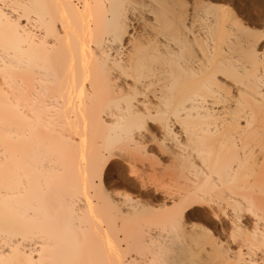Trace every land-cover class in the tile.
<instances>
[{"label":"snow or ice","instance_id":"6c2138e0","mask_svg":"<svg viewBox=\"0 0 264 264\" xmlns=\"http://www.w3.org/2000/svg\"><path fill=\"white\" fill-rule=\"evenodd\" d=\"M52 6L41 0L33 4L0 0V43L7 41L11 33L20 34L34 27L33 13L26 11L25 15H20V9L39 10ZM250 6V0H236L235 3L233 0H215L214 3L208 0H121L113 5L119 14L117 23L107 31V37L109 43L120 49L123 58L118 56L113 62L106 56L92 82L94 86L100 84L103 96L116 98L115 103L122 112L133 117L132 123L125 127L121 124L123 115L113 117L116 122L105 127L118 129L119 135L98 161L95 154L89 152L87 123L83 133L77 129L75 139L65 134V143L42 149L38 156L32 152L14 159H8L6 154L0 156V207H8L15 198L13 193L24 195L34 187L55 202L61 190L71 183L74 198L82 204L86 201L85 212L94 225L91 238H85L84 255L74 259L19 261L15 257L21 245L16 241L21 233L8 231L0 245V264H264V199L259 208L254 201L235 204L231 197L227 202L218 199L215 193L222 188L229 190L224 188L220 171L223 159L218 158L214 167L203 153L198 156L196 152V146L206 142V137L201 135L208 126L205 122L222 109L241 122V134L233 133L222 145L227 148L226 166L237 175L247 173L252 166L255 151L251 137L245 135L252 125L250 120L243 123L242 109L246 98H256V92L248 87L245 72L252 69L254 60H264V51H260L264 49V6L258 13L250 11ZM25 20L27 24L23 23ZM206 35L210 46L218 36L221 44L229 41L236 45L234 55L237 59L232 64L222 61L217 70L199 84L186 82L180 93V103H176L175 92L165 98L155 82L175 79L172 70L175 66L170 61L178 55L177 47L186 59H190V52ZM139 53H144L143 59L139 58ZM204 63L210 66L212 58ZM90 80L89 74L85 83ZM144 84L148 87H142ZM153 87L157 91L153 92ZM258 96L262 116L259 135L264 145V72ZM112 103L109 100L101 112L105 120L111 115ZM25 119L30 120L31 116ZM12 127L10 118L0 119V141L9 139ZM137 132L147 135L154 143L164 135V146L169 148L172 145L167 141L171 137L178 148L186 149V158L187 153H192L190 183L213 193L210 198L181 196L168 201L171 223L180 237V242L173 241L168 248L158 247L156 241L150 242L145 231L128 233L120 226V219L127 218L124 202L131 201L139 207L135 196L151 195L138 191L142 186L147 187V181L141 185L140 174L122 163L124 145L133 143ZM261 154H264V146ZM108 169L113 171L111 177L107 175ZM244 179L250 181L251 176L245 175ZM201 205L211 218L230 229L227 242L215 235L207 220L188 225V213ZM245 213L257 221L256 227L249 225L251 230L244 228ZM89 250L91 255H87ZM245 250L249 257L253 252H259L261 257L254 261L248 259ZM217 251L226 252L229 259L217 258Z\"/></svg>","mask_w":264,"mask_h":264},{"label":"bare ground","instance_id":"6f19581e","mask_svg":"<svg viewBox=\"0 0 264 264\" xmlns=\"http://www.w3.org/2000/svg\"><path fill=\"white\" fill-rule=\"evenodd\" d=\"M256 1L262 3V0ZM8 2L33 4L36 0ZM41 2L54 6L39 10L20 9V15H25L26 11L33 13L34 27L20 34L11 33L7 41L0 43V119L10 118L13 124L9 139L0 141V156L6 154L8 159H14L17 155L23 157L30 152L38 156L42 149L65 143V134L75 139L77 129L83 133L87 123L89 152L94 153L98 161L109 150L110 142L119 135L118 129H108L105 126L114 124L115 116L123 115L121 124L125 127L133 120L131 114L122 112L121 107L115 103V97L103 96L100 84L94 86L92 82L96 79L98 66L106 56L111 57L113 62L121 56L120 49L109 43L107 37V31L117 23L119 14V10L113 5L121 0ZM23 23L27 24V20ZM208 40L206 35L196 44L190 52V59H186L184 52L177 47L178 55L170 61L175 66L172 69L175 79L169 78L163 82L157 79L155 82L165 98L175 92L176 103H180V93L186 82L199 84L217 70L222 61L227 60L232 64L237 59L234 55L236 45L229 41L221 44L219 36L211 46ZM225 49L231 51L226 52ZM128 56L130 59L131 54ZM209 57L212 58L210 66L204 63ZM139 58L143 59L144 53H139ZM262 72L264 60L261 59L254 60L252 69L245 72V77L249 80L248 87L256 92L255 99H245L242 109L245 116L243 123L251 121L252 126L245 135L251 137L255 151L249 171L237 175L229 171L230 166H226L227 148L222 145L233 133L241 134V122L234 120L230 113L222 109L217 110L205 122L208 126L201 135L206 137V142L196 146L197 155L203 153L214 167L218 158L223 159L220 171L223 173L224 188L229 190L224 191L222 188L215 193L217 198L227 202L231 197L235 204L254 201L257 208L264 199V154H261L264 145L259 135L262 116L258 102ZM89 74L92 80L85 83ZM151 83L149 81V84ZM142 87L147 88L148 85L144 84ZM151 90L157 91L155 87ZM109 100L113 101L112 112L105 120L101 112ZM124 107L127 108V105ZM28 115L31 116L30 120L25 119ZM167 143L172 147L164 146V135L154 143L147 135L137 132L134 142L124 145L125 159L122 163L129 170L140 174L141 185L147 181V187L142 186L138 190L150 192L151 195H138L140 198L135 199L139 202V207L131 201H125L124 215L127 218L120 219L121 228L126 229L128 233L145 231L150 242L156 241L158 247L165 248L173 241L180 242V237L175 234L176 229L171 223L172 214L168 211L171 205L168 201L173 197L210 198L213 195L210 190L190 183L192 170L189 160L192 153H187L186 158V149L178 148L171 137ZM76 167L79 171V164ZM68 171L71 175L70 166ZM112 174L113 171L108 169L107 175L111 177ZM245 175H250L251 180L246 181ZM13 195L15 198L9 202L7 208L0 207V245L3 244L6 232L19 231L21 236L16 243L21 245V248L15 259L49 261L82 258L85 238H91L94 225L90 223L85 212L86 201L82 204L74 198L71 183L61 190L55 202L43 196L35 187L24 195ZM175 202L178 203L179 200ZM244 217L247 223L243 220L241 223H244L245 229L251 230L249 225L256 227L257 221L254 217L247 213ZM187 219L188 225L201 224L207 220L211 230L224 242H227L231 235L230 229H226L224 223L211 218L202 205L195 211H190ZM87 255H91L90 250ZM216 256L224 260L229 259L226 252L217 251ZM245 256L254 261L260 258L261 254L253 252L249 257L245 250Z\"/></svg>","mask_w":264,"mask_h":264},{"label":"rangeland","instance_id":"374dc122","mask_svg":"<svg viewBox=\"0 0 264 264\" xmlns=\"http://www.w3.org/2000/svg\"><path fill=\"white\" fill-rule=\"evenodd\" d=\"M208 1H211V2H215L214 0H208ZM252 1H253V3H252ZM236 2V0H233V3H235ZM250 11H253V12H256V13H258L259 11H260V9H261V7L262 6H264L263 4H264V2H262V3H258L256 0H250ZM255 3V4H254ZM258 5H260V6H258ZM229 7H231L232 6V4H229L228 5ZM257 7V8H256ZM252 8V9H251ZM139 164V166H140V163H138ZM139 191V190H138ZM138 196V195H137ZM137 196H135V198H140V197H137Z\"/></svg>","mask_w":264,"mask_h":264}]
</instances>
